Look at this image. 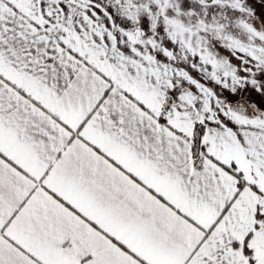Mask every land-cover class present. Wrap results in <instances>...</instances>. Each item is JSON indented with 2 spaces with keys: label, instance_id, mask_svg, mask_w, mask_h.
Listing matches in <instances>:
<instances>
[{
  "label": "snow or ice",
  "instance_id": "snow-or-ice-1",
  "mask_svg": "<svg viewBox=\"0 0 264 264\" xmlns=\"http://www.w3.org/2000/svg\"><path fill=\"white\" fill-rule=\"evenodd\" d=\"M0 264H264V0H0Z\"/></svg>",
  "mask_w": 264,
  "mask_h": 264
}]
</instances>
